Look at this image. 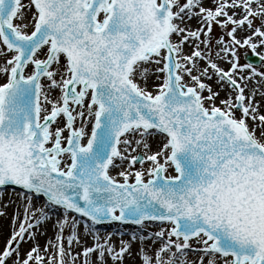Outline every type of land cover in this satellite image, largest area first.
<instances>
[{
  "label": "snow or ice",
  "instance_id": "snow-or-ice-1",
  "mask_svg": "<svg viewBox=\"0 0 264 264\" xmlns=\"http://www.w3.org/2000/svg\"><path fill=\"white\" fill-rule=\"evenodd\" d=\"M245 48L264 62V0H0V187L28 201L0 264H122L137 239L159 243L141 264H264V114L245 93L264 72ZM33 197L63 209L43 255L20 249L51 219ZM80 218L95 243L74 255ZM112 222L141 235L117 250L95 227Z\"/></svg>",
  "mask_w": 264,
  "mask_h": 264
},
{
  "label": "bare ground",
  "instance_id": "bare-ground-1",
  "mask_svg": "<svg viewBox=\"0 0 264 264\" xmlns=\"http://www.w3.org/2000/svg\"><path fill=\"white\" fill-rule=\"evenodd\" d=\"M204 5L206 7L211 6V0H204ZM259 24V21L256 22ZM190 27L191 29L195 30L196 28L200 27V24L198 20L193 17L191 20H187L185 22V25ZM246 35L244 32H238L237 37H243ZM174 41L178 38L174 37ZM203 47V46H202ZM218 50L217 47H213L212 54L215 55V52ZM185 53L190 54L192 51V48L190 46H185L184 48ZM259 53H264V49L258 48L256 50ZM221 55H223L221 53ZM258 56V55H257ZM221 64L222 67L227 68L228 65L224 62L217 61ZM247 74V70H246ZM258 77H256L253 81L248 82V87L245 88L246 94H252L255 92V95H253V103L259 104V112L261 114H264V87H260V85H264V81L260 83V85H257L256 81ZM262 80V79H261ZM260 82V81H259ZM206 83H211L213 85V89L216 91H220V98H225L226 93L225 91H222L217 88L214 81H206ZM207 95V93H204ZM216 103L219 105V99L216 101ZM239 116V114H238ZM28 203V201L21 195V192H15V191H1L0 192V213H3L0 215V251L3 250L5 247L6 241L10 237L12 231H13V219L14 217H18L15 222L16 229L19 228V224L24 219V208L25 205ZM43 208L45 212H47L51 219L42 223L38 228H33L30 231H32L35 234V240H27V242H21L20 249L21 253L28 251L34 244L39 245L41 249V254L43 255V249L46 245H48L49 240L55 239V223L58 219L63 218V212L59 208H54L53 210H49V208L44 207V200L41 198L37 199L33 197L32 199V211L34 212L35 216H39V212L35 211L36 209ZM34 222V221H33ZM90 224V223H89ZM148 224V227L144 229V234H150L153 227H157L156 225L158 223H146ZM98 230V234L100 235L101 239H103L108 234H111V243L116 247L118 250L121 246V241H128L131 240L132 233H135L138 237L141 235L140 230L137 227L133 226H121L116 224H111L109 227H106L105 230H100L99 227H96ZM156 230H160L159 227L156 228ZM139 231V232H138ZM157 232V231H155ZM123 233H127V235H123ZM70 233L65 231V247L67 248V236ZM78 234H79V240L80 243L76 244L75 242L72 245V252L73 254H77L82 252L83 248L85 247H91L95 241L92 238L91 234H86L83 225H80L78 228ZM27 237V233H26ZM159 247V243H153L150 240L145 239L144 243L141 244L140 240L137 239L132 242L131 245V255H128L125 253L124 259L122 264H141V256H140V249L143 248L145 251H148L149 254H151L155 249ZM49 254H51V248L49 246ZM82 261V257L80 258ZM92 259H95V256L92 257ZM189 261H196L197 257L195 255L189 254L187 257ZM108 264H113L111 259H108ZM116 264H120L119 261L116 262Z\"/></svg>",
  "mask_w": 264,
  "mask_h": 264
},
{
  "label": "water",
  "instance_id": "water-1",
  "mask_svg": "<svg viewBox=\"0 0 264 264\" xmlns=\"http://www.w3.org/2000/svg\"><path fill=\"white\" fill-rule=\"evenodd\" d=\"M22 2L23 3H25L26 2V0H22ZM26 4V3H25ZM40 58H44L42 55L40 56ZM161 81H157V80H155V77H152L151 78V80L149 81V87H150V90H155L154 89V87H153V85H155V84H158V83H160ZM55 95H58V92H56V93H53V96H55ZM57 125H53V128H55ZM59 126H63V121L62 120H60L59 121ZM77 126H79V125H77ZM90 127V126H89ZM64 134H66L67 135V133L65 132ZM151 147H152V151H155L156 149H157V145H158V143H159V141H158V138H153L151 141ZM138 152L139 151H141L140 149H138L137 150ZM137 153H132V155H136ZM69 161L70 160H68L67 158H65V163H69ZM147 163L148 162H146L145 163V167H147ZM62 167L64 166V164L62 163V165H61ZM124 167H127V164H125V166ZM134 168L135 169H137V170H139L140 168H141V165L140 164H136L135 166H134ZM121 169H112L111 170V175L114 177V178H116L118 181L119 180H122V178L121 177H119L118 175H117V172L118 171H120ZM171 171V170H170ZM172 174H175L174 172L172 173ZM129 182H132V178L130 177V181ZM155 223V222H154ZM122 226V225H121ZM95 227H97V226H95ZM106 227H109V225H107V226H102V227H99L100 228V230H105L106 229Z\"/></svg>",
  "mask_w": 264,
  "mask_h": 264
},
{
  "label": "rangeland",
  "instance_id": "rangeland-1",
  "mask_svg": "<svg viewBox=\"0 0 264 264\" xmlns=\"http://www.w3.org/2000/svg\"><path fill=\"white\" fill-rule=\"evenodd\" d=\"M221 35V31L220 29L217 27V26H213V29H212V36L214 38H218L219 36ZM225 39H227V37H225ZM213 45L215 46V39H213ZM212 51H213V48H212ZM238 53H239V63L241 64H246L244 59H243V55L244 53H252V50L251 49H238ZM258 72H264V62H261V64L257 67H254ZM249 71V70H247ZM260 79V80H259ZM261 82H263L264 80H261L260 77H258V79ZM239 113H237L238 115ZM155 231V230H154ZM67 232V230H66ZM154 233V232H153ZM65 235V234H64Z\"/></svg>",
  "mask_w": 264,
  "mask_h": 264
}]
</instances>
